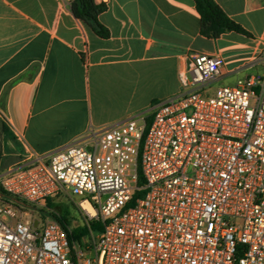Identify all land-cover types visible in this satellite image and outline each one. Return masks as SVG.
I'll return each mask as SVG.
<instances>
[{
	"label": "built area",
	"instance_id": "obj_1",
	"mask_svg": "<svg viewBox=\"0 0 264 264\" xmlns=\"http://www.w3.org/2000/svg\"><path fill=\"white\" fill-rule=\"evenodd\" d=\"M223 65L194 53L181 90L146 114L48 154L27 148L0 174V264H264V72L216 86ZM69 188L86 195L81 239L46 204Z\"/></svg>",
	"mask_w": 264,
	"mask_h": 264
},
{
	"label": "crops",
	"instance_id": "obj_2",
	"mask_svg": "<svg viewBox=\"0 0 264 264\" xmlns=\"http://www.w3.org/2000/svg\"><path fill=\"white\" fill-rule=\"evenodd\" d=\"M215 1L254 37L202 35L195 0H108L99 15L108 38L60 0H0V174L27 148L48 154L82 141L91 126L146 114L181 90L194 53L224 59L216 86L264 72V0Z\"/></svg>",
	"mask_w": 264,
	"mask_h": 264
},
{
	"label": "trees",
	"instance_id": "obj_3",
	"mask_svg": "<svg viewBox=\"0 0 264 264\" xmlns=\"http://www.w3.org/2000/svg\"><path fill=\"white\" fill-rule=\"evenodd\" d=\"M195 4L197 13L200 17V31L202 35L217 39L223 33L235 31L248 37H254L251 31L229 16L215 0H195ZM106 9L107 5L105 3H97L95 0H75L72 4V12L75 17L87 23L97 35L103 38H108L111 35L109 28L99 20V15ZM4 130L8 132L6 126H4ZM143 182L144 178L139 170L137 184L141 185ZM142 193V190L137 189L129 205H133ZM52 204V199L48 198L47 205L51 206ZM69 214L70 211L67 206H62L60 208L59 215L53 213L69 231L71 239H81L89 233V226L82 225L70 229L71 221L69 219ZM91 228L94 231L101 230L102 223L100 221H94L91 223Z\"/></svg>",
	"mask_w": 264,
	"mask_h": 264
},
{
	"label": "rangeland",
	"instance_id": "obj_4",
	"mask_svg": "<svg viewBox=\"0 0 264 264\" xmlns=\"http://www.w3.org/2000/svg\"><path fill=\"white\" fill-rule=\"evenodd\" d=\"M208 44L212 45L211 42H208ZM152 89H153V91H156L158 93L159 92H161V93L165 92L164 87L157 88L155 85H153ZM0 114H2V112ZM2 128H3V126H2ZM0 137H1L0 138V161H1V160H4V158H5V156L3 155V148H4L3 140L6 139V137L3 135L2 130H0ZM93 145H94V143L91 141V142L87 143L86 146L88 149H92ZM29 149H31V148H29ZM25 153L27 154V150H25ZM20 159L17 158V160H20ZM5 168L6 167L2 165L0 167V171L4 170ZM69 192H70L72 197L67 196L66 194H63V193L59 194L57 196H54L53 197L54 200H52L53 204L49 207L51 208V210L54 211L53 213H58V215H59L60 208L62 206H67L69 211H70V214H69V219L71 221L70 229H72V228H75L78 226L86 225L84 210L82 209V205L80 204V201H79L81 198L85 197L86 195L82 196V195L74 194L72 192V188H69ZM21 203L22 204H19L20 208L22 209L23 212H26L28 214L29 219H34V218L42 219V214H44V212H45V209L43 207H39L36 204H32V203L24 202V201H21ZM46 204H47V201H46Z\"/></svg>",
	"mask_w": 264,
	"mask_h": 264
},
{
	"label": "water",
	"instance_id": "obj_5",
	"mask_svg": "<svg viewBox=\"0 0 264 264\" xmlns=\"http://www.w3.org/2000/svg\"><path fill=\"white\" fill-rule=\"evenodd\" d=\"M35 225H36V222H35Z\"/></svg>",
	"mask_w": 264,
	"mask_h": 264
}]
</instances>
